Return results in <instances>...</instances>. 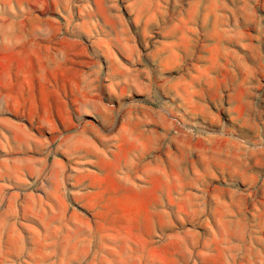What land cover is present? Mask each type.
I'll use <instances>...</instances> for the list:
<instances>
[{
    "label": "rangeland",
    "instance_id": "1",
    "mask_svg": "<svg viewBox=\"0 0 264 264\" xmlns=\"http://www.w3.org/2000/svg\"><path fill=\"white\" fill-rule=\"evenodd\" d=\"M0 264H264V0H0Z\"/></svg>",
    "mask_w": 264,
    "mask_h": 264
}]
</instances>
